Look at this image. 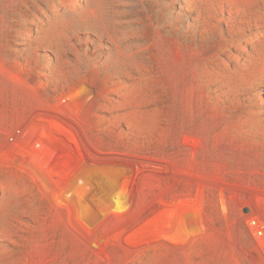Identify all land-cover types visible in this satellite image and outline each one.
Segmentation results:
<instances>
[{
  "label": "rangeland",
  "instance_id": "374dc122",
  "mask_svg": "<svg viewBox=\"0 0 264 264\" xmlns=\"http://www.w3.org/2000/svg\"><path fill=\"white\" fill-rule=\"evenodd\" d=\"M0 264H264V0H0Z\"/></svg>",
  "mask_w": 264,
  "mask_h": 264
},
{
  "label": "built area",
  "instance_id": "2783aa9c",
  "mask_svg": "<svg viewBox=\"0 0 264 264\" xmlns=\"http://www.w3.org/2000/svg\"><path fill=\"white\" fill-rule=\"evenodd\" d=\"M248 223L251 225V226H254V224H255V220L254 219H249L248 220ZM254 232H255V234H256V236H260L261 235V231L260 230H254Z\"/></svg>",
  "mask_w": 264,
  "mask_h": 264
}]
</instances>
